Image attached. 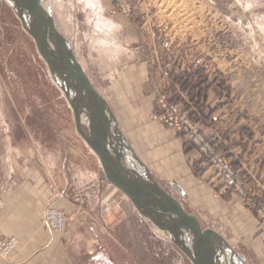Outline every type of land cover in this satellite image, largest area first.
Masks as SVG:
<instances>
[{
  "label": "rangeland",
  "instance_id": "1",
  "mask_svg": "<svg viewBox=\"0 0 264 264\" xmlns=\"http://www.w3.org/2000/svg\"><path fill=\"white\" fill-rule=\"evenodd\" d=\"M98 1L104 7L99 19H93L86 0H57L55 13L50 5L51 17L71 46L77 43L84 72L107 101L126 141L152 180L189 214L188 197L171 187L183 182L155 171L157 162L175 160L166 146L156 144L163 132L181 139L185 148L177 157L185 168L191 164L193 178L186 192H203L197 201L211 210L205 211V223L197 219L201 228L226 230L223 239L244 264H264V0ZM108 24L120 25L117 41L103 33ZM92 36L107 45L116 42L124 51L113 54L111 62L99 59L89 46ZM180 116L194 126V134L173 129ZM142 129L151 139L152 164L142 154ZM223 161L234 181L229 188ZM46 184L51 186L47 192H63L65 200L88 210L99 200L113 199L98 159L76 132L72 110L34 41L0 0V213L3 192L30 185L42 192ZM115 191L132 209L131 228L119 224L107 231L106 236L119 235L118 242L107 236L108 253L119 256L121 264H191ZM233 196L238 202L232 206L241 212L232 221L227 216L235 208L227 199ZM67 230L51 236L63 238ZM13 238L18 247L15 237L0 234V241Z\"/></svg>",
  "mask_w": 264,
  "mask_h": 264
},
{
  "label": "water",
  "instance_id": "2",
  "mask_svg": "<svg viewBox=\"0 0 264 264\" xmlns=\"http://www.w3.org/2000/svg\"><path fill=\"white\" fill-rule=\"evenodd\" d=\"M5 1L34 41L51 79L72 110L76 132L97 157L107 182L191 264H244V258L222 236L202 229L195 217L152 180L121 133L107 101L77 61L71 44L57 31L48 0Z\"/></svg>",
  "mask_w": 264,
  "mask_h": 264
},
{
  "label": "crops",
  "instance_id": "3",
  "mask_svg": "<svg viewBox=\"0 0 264 264\" xmlns=\"http://www.w3.org/2000/svg\"><path fill=\"white\" fill-rule=\"evenodd\" d=\"M94 1L96 2L97 9L90 6V10L93 19L96 20V18L99 19L103 16L104 7L101 1V4L98 0ZM114 25L117 28V34L120 30V25ZM120 131L123 133L121 125ZM141 131H144L145 136L143 135V137L145 140L142 142L144 146L142 149L140 146V149L143 151V155L146 152L144 157L152 164L153 160L149 155H153V153L149 152L151 148L147 144L151 139L146 129H142ZM156 144L166 146L171 151V154H174L175 160H173L174 163L161 161L160 165L157 162L155 165L158 168L155 171L167 177L174 175L176 181L183 182L182 185L171 183V187L182 198L188 197V205L191 208L189 214L198 219L201 224H203L202 222L205 223L206 212L210 213L211 210L205 205V202L204 206L197 201L199 194L203 192H186L188 187L192 188L193 178L190 177L191 173L188 171L191 164H187L185 168L179 159L180 156L177 157L179 150L185 148V145L181 139L169 130L163 132V140ZM175 151L177 152L176 154ZM91 155L93 154L91 153ZM151 173L152 175L154 174V172ZM81 176L85 180L93 178V176ZM49 186L50 184H46L41 187L42 192H36L33 185H30L29 189L23 188L19 192H3L4 207L0 213V234L4 238L15 237L18 240V247L6 262L0 261V264H121L119 256L110 254L105 250L106 246L110 247L111 245L107 236L110 238L115 237L118 242L119 235L113 232L106 236V233H108V230H113L119 224H126L123 229L131 228L129 219L132 209H130V206L124 200L120 199L118 194H115V188L111 185L107 188V193H109L110 198H113L111 201L110 199H104L105 201L99 200L100 204H93V207L92 205L89 206L90 210H88L65 200L67 195H63V192H47L46 190L47 188L49 189ZM234 197L227 199L230 201L228 205L232 206L233 203L238 202ZM46 207L60 209L66 213L69 224L63 238H52L50 232L43 225L41 227L40 222H42ZM232 207L235 208V212H232L230 215L228 212L229 216L227 217L232 221L240 219V207L235 205ZM92 212H96L97 215L90 214ZM211 229H214L218 234L226 238V230L222 233L220 229L214 226ZM123 260L122 262H124Z\"/></svg>",
  "mask_w": 264,
  "mask_h": 264
},
{
  "label": "built area",
  "instance_id": "4",
  "mask_svg": "<svg viewBox=\"0 0 264 264\" xmlns=\"http://www.w3.org/2000/svg\"><path fill=\"white\" fill-rule=\"evenodd\" d=\"M126 0H119V2L125 4ZM170 126V125H169ZM171 127V126H170ZM194 127L192 124L188 123L184 116H180L179 118H176L174 121L173 129L176 132L182 133L190 131L189 134H194ZM191 136V135H190ZM221 168L227 173V187L229 188L234 185V181L231 179V172L230 168L226 164L225 161L221 162ZM226 193V192H224ZM240 197H243V192H238ZM42 224L44 228L50 232V234L53 235H60L65 232V230L68 228L67 222H66V216L62 211H59L52 207H47L44 210L43 218H42ZM17 249V241L13 238L10 240H2L0 241V257L2 259H7L15 252Z\"/></svg>",
  "mask_w": 264,
  "mask_h": 264
},
{
  "label": "bare ground",
  "instance_id": "5",
  "mask_svg": "<svg viewBox=\"0 0 264 264\" xmlns=\"http://www.w3.org/2000/svg\"><path fill=\"white\" fill-rule=\"evenodd\" d=\"M57 0H48V3H49V7H50V5H52V11L55 13L56 12V6H57V2H56ZM86 1H89V2H91V5L93 6V8H96L97 9V5H96V2L94 1V0H86ZM84 9V8H83ZM66 12V11H65ZM88 17L90 16V14L89 15H87ZM91 17V16H90ZM89 17V18H90ZM98 17V16H97ZM55 20H56V18H55ZM72 24V23H71ZM56 25V24H55ZM261 26V25H260ZM102 30V29H101ZM115 30L117 31V28H116V26L113 24V25H110V24H108V27H106V29L105 30H103V33L104 32H107V36H110L113 40H115V41H117L116 40V36H115ZM72 33V32H71ZM103 35V34H102ZM119 42V41H118ZM109 43H111V42H109ZM113 44V45H112ZM112 44L111 45H107L102 39H98V38H96V37H94V36H92L90 39H89V46H90V48H91V50H94L93 52H95L96 51V55H98V57H99V59H104V60H106V61H110L111 62V60H112V57H113V54H118V53H122L124 50H123V47L121 46V45H119V44H116V42H112ZM110 46H112V47H110ZM72 47H74V53H75V56H76V59H77V61L79 62V64H80V66L83 68V70L85 71V68L86 67H84V64H83V62L79 59V57H78V54H77V43H75V42H73V44H72ZM55 84V83H54ZM101 95V94H100ZM55 150H56V148H54ZM93 155H94V153L92 152V151H90ZM20 154V153H19ZM43 154V153H42ZM45 154H48V153H45ZM44 154V155H45ZM11 155V154H10ZM49 155V154H48ZM48 155H46V156H48ZM45 156V157H46ZM52 156V155H51ZM50 156V157H51ZM54 156V155H53ZM56 156V155H55ZM95 156V155H94ZM44 157V158H45ZM49 157V156H48ZM49 157V158H50ZM46 159V161L48 160L47 158H45ZM49 163L48 164H50V162H52L53 163V161H52V159H50L49 161H48ZM126 197V196H125ZM151 227V226H150ZM152 228V227H151ZM153 229V228H152ZM153 230H155V229H153ZM156 231V230H155ZM155 234H157V236H160L161 237V233L160 232H158V231H156L155 232Z\"/></svg>",
  "mask_w": 264,
  "mask_h": 264
}]
</instances>
